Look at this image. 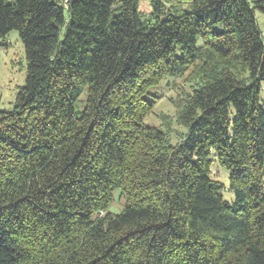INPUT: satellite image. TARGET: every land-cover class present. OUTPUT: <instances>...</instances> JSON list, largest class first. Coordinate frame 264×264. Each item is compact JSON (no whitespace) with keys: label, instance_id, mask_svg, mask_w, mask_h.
Segmentation results:
<instances>
[{"label":"trees","instance_id":"trees-1","mask_svg":"<svg viewBox=\"0 0 264 264\" xmlns=\"http://www.w3.org/2000/svg\"><path fill=\"white\" fill-rule=\"evenodd\" d=\"M141 1L0 0L27 59L0 109V264H264V0ZM186 74L183 131L146 125Z\"/></svg>","mask_w":264,"mask_h":264},{"label":"rangeland","instance_id":"rangeland-1","mask_svg":"<svg viewBox=\"0 0 264 264\" xmlns=\"http://www.w3.org/2000/svg\"><path fill=\"white\" fill-rule=\"evenodd\" d=\"M139 9L147 13L151 6L147 0L139 3ZM254 15L261 33L264 36V13L254 10ZM27 59L24 44L16 29L6 35H0V109L10 110L14 107L19 87L26 82ZM188 74L184 76H166L156 87L151 89L156 94V102L153 110L145 117L144 123L149 126L163 125L171 131H183L176 118V110L173 99L183 91H188L194 86ZM261 99L264 104V82H262ZM178 139L172 136V141ZM232 171L222 166L218 160L211 165V175L224 184L223 194L227 200L234 199V192L230 187V176ZM125 207V198L121 196L120 189L114 192V198L109 206V211L119 213Z\"/></svg>","mask_w":264,"mask_h":264}]
</instances>
